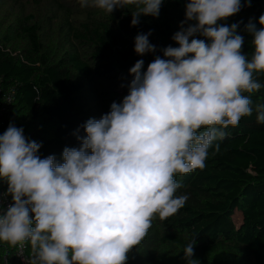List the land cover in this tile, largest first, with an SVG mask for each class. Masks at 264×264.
<instances>
[{"label":"clouds","instance_id":"obj_1","mask_svg":"<svg viewBox=\"0 0 264 264\" xmlns=\"http://www.w3.org/2000/svg\"><path fill=\"white\" fill-rule=\"evenodd\" d=\"M163 0H80L112 14L131 6V26L142 16L158 18ZM251 0H187L185 19L172 40L178 45L144 69H129L127 95L100 119L89 118L80 146L65 147L62 163L39 155L42 143L9 124L0 135V181L11 197L0 206V242L30 246L25 264H127L153 219L184 207L187 195L175 177L203 169L208 150L228 136L229 127L255 112L264 124V14L260 28L250 20L253 52L242 51L240 23H220L250 7ZM148 33H138V56L155 54ZM124 85H122L123 87ZM193 238L183 249L194 260Z\"/></svg>","mask_w":264,"mask_h":264},{"label":"trees","instance_id":"obj_2","mask_svg":"<svg viewBox=\"0 0 264 264\" xmlns=\"http://www.w3.org/2000/svg\"><path fill=\"white\" fill-rule=\"evenodd\" d=\"M244 0H242V3ZM187 0H163L158 18L142 16L139 25L131 26L129 9L94 18L88 9H78L62 23L66 49L47 50L41 42L43 27L31 16L0 24V74L17 85V96L0 127V135L9 124L24 129L29 140L42 143L39 155L56 157L62 163L65 147H79L81 127L89 118L100 119L110 111L121 95L102 94L101 81L122 77L131 80L129 69L144 60V69L161 49L178 45L172 40L185 19ZM264 0H251L250 7L220 23H240L244 36L242 51L251 55V35L244 26L252 20L260 28ZM156 46L155 54L138 56L134 40L138 33H148ZM22 45H21V44ZM264 82V76L260 77ZM254 103H264V89L250 94ZM90 97L96 98L97 116L93 117ZM229 134L208 150L203 169L177 175L182 184L177 195L188 200L178 212L164 220L157 215L142 242L129 253L127 264H171L173 247H184L193 238L197 264H220L211 260L224 257L222 264H264V124L256 114L241 118L229 127ZM0 186H7L0 181ZM238 212V225L233 214ZM5 252L0 250V264ZM7 264H14L12 250Z\"/></svg>","mask_w":264,"mask_h":264},{"label":"rangeland","instance_id":"obj_3","mask_svg":"<svg viewBox=\"0 0 264 264\" xmlns=\"http://www.w3.org/2000/svg\"><path fill=\"white\" fill-rule=\"evenodd\" d=\"M78 9H88L94 18H104L106 14L103 10L94 7H82L80 0H0V24H13L16 19H22L25 16H31L34 22H38L43 27L41 33V42L47 50L66 49V37L62 23L71 12ZM117 9L113 12L122 11ZM21 44V43H20ZM22 45V44H21ZM127 81L122 77H113L111 81H101L100 89L102 94L121 95L127 91ZM122 85H124L122 87ZM96 98L90 97L89 107L92 110L93 117L97 116L95 104ZM233 220L238 225L240 215L238 212L233 214ZM171 264H188L185 260L183 249L173 247ZM216 263H224L223 256L215 255L211 258Z\"/></svg>","mask_w":264,"mask_h":264},{"label":"built area","instance_id":"obj_4","mask_svg":"<svg viewBox=\"0 0 264 264\" xmlns=\"http://www.w3.org/2000/svg\"><path fill=\"white\" fill-rule=\"evenodd\" d=\"M17 96V85L9 80H5L4 76L0 74V127L8 115L11 106L13 105ZM7 191V186H0V194ZM11 203V197H3L0 195V206L6 208ZM0 250L5 252L3 264H7V252L12 250L14 264H25V258L30 255V246L23 248L19 246H11L6 242H0Z\"/></svg>","mask_w":264,"mask_h":264}]
</instances>
